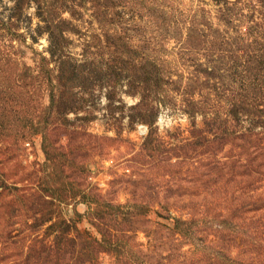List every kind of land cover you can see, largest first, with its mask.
Listing matches in <instances>:
<instances>
[{
    "label": "rangeland",
    "instance_id": "obj_1",
    "mask_svg": "<svg viewBox=\"0 0 264 264\" xmlns=\"http://www.w3.org/2000/svg\"><path fill=\"white\" fill-rule=\"evenodd\" d=\"M0 264H264V0H0Z\"/></svg>",
    "mask_w": 264,
    "mask_h": 264
},
{
    "label": "trees",
    "instance_id": "obj_2",
    "mask_svg": "<svg viewBox=\"0 0 264 264\" xmlns=\"http://www.w3.org/2000/svg\"><path fill=\"white\" fill-rule=\"evenodd\" d=\"M50 36H51V41L49 44V52L51 54H54L57 50L61 49L62 45L58 43V39H56V37L54 35H52V33L50 34ZM60 36H61V33H60ZM57 38H59V37H57Z\"/></svg>",
    "mask_w": 264,
    "mask_h": 264
}]
</instances>
